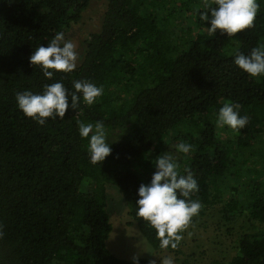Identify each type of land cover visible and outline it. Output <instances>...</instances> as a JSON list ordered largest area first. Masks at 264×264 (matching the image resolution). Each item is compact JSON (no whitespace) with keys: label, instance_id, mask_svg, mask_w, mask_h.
Segmentation results:
<instances>
[{"label":"trees","instance_id":"16d2710c","mask_svg":"<svg viewBox=\"0 0 264 264\" xmlns=\"http://www.w3.org/2000/svg\"><path fill=\"white\" fill-rule=\"evenodd\" d=\"M91 1L0 0V264H159L108 249L107 185L122 191L141 233L161 249L136 201L163 152L198 181L191 199L202 208L187 228L219 204L229 221L251 223L232 257L214 264H264V76L233 62L237 51L264 45V0L254 25L231 37L210 33L200 18L214 0H99L107 3L102 24L80 63L45 78L30 55L78 22ZM84 79L103 95L91 106L81 99L63 119L41 126L17 107V92L56 81L71 92ZM225 102L239 106L246 127L218 126ZM80 122L104 124L113 150L101 164L90 162ZM180 142L192 145L188 154L177 151Z\"/></svg>","mask_w":264,"mask_h":264},{"label":"clouds","instance_id":"9594fccd","mask_svg":"<svg viewBox=\"0 0 264 264\" xmlns=\"http://www.w3.org/2000/svg\"><path fill=\"white\" fill-rule=\"evenodd\" d=\"M214 5L205 4L200 18L210 21L208 30L217 29L228 37L251 28L257 16V0H214ZM79 53L72 40H66L63 32H57L47 45L41 44L29 57L31 65L39 66L45 78L52 79L55 72H72L77 67ZM233 62L251 77L264 76V45L253 48L249 53L237 51ZM73 91L62 81L46 84L42 92L30 89L15 94L16 104L22 113L43 126L48 118L63 119L71 108L78 110L82 101L91 106L103 95V86L90 80H74ZM248 117L242 116L239 106L225 102L218 110V126H227L232 130L246 127ZM78 132L81 138L88 140V154L92 164L102 163L112 153V143L108 142L106 129L102 122L95 125L80 122ZM179 152L188 154L192 145L180 142L176 145ZM156 171L150 182L142 183L136 201L137 216L147 221L156 230L161 248L176 247L181 233L197 216L202 208L199 200L191 199L199 191L198 181L192 172L180 173L177 158L163 152L154 160ZM167 264H173L169 259Z\"/></svg>","mask_w":264,"mask_h":264},{"label":"rangeland","instance_id":"374dc122","mask_svg":"<svg viewBox=\"0 0 264 264\" xmlns=\"http://www.w3.org/2000/svg\"><path fill=\"white\" fill-rule=\"evenodd\" d=\"M106 7V1L92 0L80 20L65 30V39L72 40L77 45V64L83 57L86 40L91 33L100 29ZM231 135L233 134L228 132V136ZM107 195V210L112 224L107 247L115 256L123 259L143 257L159 264H167L169 259L173 264H214L216 260L230 259L236 252L241 233L252 229L246 216L234 221L226 219L219 204L188 227L175 248L156 249L131 218L122 191L117 186L108 184Z\"/></svg>","mask_w":264,"mask_h":264}]
</instances>
